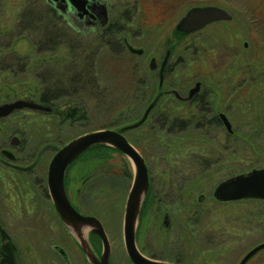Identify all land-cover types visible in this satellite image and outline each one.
Instances as JSON below:
<instances>
[{
	"label": "rangeland",
	"instance_id": "1",
	"mask_svg": "<svg viewBox=\"0 0 264 264\" xmlns=\"http://www.w3.org/2000/svg\"><path fill=\"white\" fill-rule=\"evenodd\" d=\"M39 1L41 0H0V34L3 33L0 35V42L2 41L4 47L6 44L11 45L10 50L13 55L8 57L6 54V58L11 60L12 57L13 62L21 59L23 66V70L17 73L10 71L6 74L9 71L1 70L3 74L0 73V88L9 85L18 92L21 89L19 83L25 81L26 84L22 87H25L26 91L32 88L36 90L30 83L32 78L36 75L41 76L46 69L53 70H49L53 73L60 72L63 64L60 59H66L65 61L70 59L68 54L70 51L64 47L59 46L50 54H42L38 47H34L33 42L36 41L31 35L26 39H17L20 36L17 33L19 30L13 26V21L17 20L25 4L39 3ZM45 2L49 4L46 0ZM107 4L109 24L117 22L121 30L120 41L126 43L130 49L125 50L117 43V47L122 52L118 50L110 53L99 52L93 70L105 88L104 91L107 90L108 96H104L106 103L102 106L95 105L96 100L91 96L88 99V103L91 104L86 103V108L84 106L79 108L80 113L84 109L87 114L86 122L83 123L69 124L59 118L60 124L53 128L57 135L56 143L61 146L82 133L124 129L136 123L159 92L157 89L160 86L157 75L159 67L156 71H151L149 69L151 59L155 58L157 65L160 66L169 50L172 66L170 75L164 84L162 82L164 89L175 88L178 95L184 96L188 89H193L196 82L200 81L204 89H210L209 97L215 105L216 112L224 113L228 117L235 132V136L229 138L227 131L220 126L213 133L219 136L218 141H211L204 136L202 142L197 140L188 143L187 147L191 148L189 151L185 150L186 145L182 146L181 149L186 151L187 156H192L191 153L207 154L217 151L223 154L224 152V156L217 153V156L221 157L219 163L221 168L218 169V173L214 170L211 172L215 175L210 178L211 180L209 179V182H205L201 193L207 195L212 193L213 186L215 187L221 179H228L253 168H264V129L259 124L260 119L264 118V0H107ZM195 7H218L225 10L232 19L228 22L210 24L201 31L187 36L179 34L175 30L177 24L189 10ZM78 27L76 26L77 30L81 28ZM11 28L13 30L11 35L6 36ZM79 31L82 32L81 29ZM70 32L73 33L74 29ZM83 39L87 43L95 41L91 35L88 38L84 36ZM132 50L142 53L140 55ZM37 52H39L38 56ZM36 56L41 62L37 60L38 65L34 68L32 64ZM3 59L0 49V64ZM224 81L232 82L229 88L225 86ZM248 86H250L249 90ZM172 97L163 98L160 106L157 107V112L161 113L168 107H172L176 112L183 110L184 107L179 108V104L170 105L176 98L173 95ZM64 100L65 102L58 104V110L62 113L66 110L63 104L70 99ZM30 119L32 124L36 116H30ZM146 125L141 129L125 132V136L147 162L153 177L157 178L167 168L168 159L176 157L172 159L179 160V154L172 155L170 153L172 151L167 152L168 149H165L169 144L158 143L151 135L148 137L146 132L152 123L147 122ZM260 128L259 135L251 139L249 136L255 135ZM201 132L207 134L206 131ZM29 134L36 141L38 134L32 130ZM228 150L233 151L229 163L225 158V152ZM107 157L109 161L106 162V179L102 182L106 189L104 198L106 205L100 209L99 215L105 225L112 228L109 229L112 243L110 259L113 264H125L123 259L126 253L123 252L121 232L126 199L133 179L125 176L124 173L130 172L132 175L133 167L127 157L118 153L114 152ZM0 189L5 190L3 184ZM1 200L4 203V199ZM9 210L10 208L5 209L7 212ZM25 210L28 215L24 218L5 217L4 219L9 228L12 225L24 227L23 231L19 230V233L12 236L17 248L18 264H55L51 261L53 259L49 254L51 252L48 251L49 255H46L45 251H41L40 243L34 236L32 220L35 209L30 206ZM216 210L219 213L229 214L236 222L235 230L239 232L240 237L235 239L234 248L227 259H224L223 264H237L251 248L264 241V202H231L218 205ZM68 232L76 240L69 228ZM85 234L87 238L88 232ZM57 235L60 236L58 233ZM262 253L250 264L262 258L257 264H264V253ZM77 254V258L81 259H78L77 264H82L79 261L83 260L85 254L83 251Z\"/></svg>",
	"mask_w": 264,
	"mask_h": 264
},
{
	"label": "flooded vegetation",
	"instance_id": "2",
	"mask_svg": "<svg viewBox=\"0 0 264 264\" xmlns=\"http://www.w3.org/2000/svg\"><path fill=\"white\" fill-rule=\"evenodd\" d=\"M87 1L91 7L90 13L93 17L87 15L80 18L70 5L62 3L61 0L54 2L52 8L55 9L57 5L64 6L63 11L59 12L57 9L56 11L64 18L65 24L88 38L90 35L102 34L110 24L108 22L105 25H101L100 21L102 19H99L98 16L101 10L96 5L97 3L105 4L109 13L107 0ZM76 26L81 27L82 32L79 31L80 29L77 30ZM117 43L121 47L123 46L125 50L130 49L122 41ZM170 56L167 57L163 70L161 68L163 64H160V67L156 63L155 66L156 69L154 71L159 67V71L157 70L159 81L162 70L163 84L168 75H170L172 66ZM3 58L6 60V54L3 55ZM9 73L7 72L6 74ZM197 83L201 84L200 81ZM19 84L21 89L18 92L11 89L9 85L0 88V107L12 105L16 102H33L46 107L48 111H32L22 108L14 110L7 116L0 115V188L1 184L5 187V190L0 189V249L2 251L3 246L7 244L6 242L12 241V236L19 233V230L23 231L24 229L21 225H12L11 228L7 227L4 222L5 217L24 218L28 215L25 209L33 206V209H35L34 219L32 220L34 223L33 228L35 229L34 236L40 243V250L45 251L46 255L51 254L53 258L51 261H54L55 264H77L78 259L81 260L79 257L77 258V252H81L82 250L77 240L68 232V228L65 227L56 212L49 195L47 177L50 162L56 153L73 139L91 132L82 133L59 146L56 143L57 135L54 133L53 128H56L54 126L60 124L59 118L60 120H64V117L67 116V111L75 106H64L66 110L62 113L58 110V103L44 101L41 98L39 100L34 99L28 94L32 90L26 91V88L22 87L25 86V81ZM157 89L159 90L158 94L150 102L151 104L155 98H158L154 109L150 112L147 120L135 130L146 127L147 125L145 124L147 122H151L152 127L158 126L168 131L170 127L192 124L198 126L200 130L206 131L208 133L206 137L210 138L211 141L219 140L217 134L213 135L215 130H217L215 128L217 125L227 131L220 115H224L228 121L229 119L224 113L216 112L215 105L209 97L211 94L209 88L204 89L203 86H200L199 91L189 99L187 97L190 90H192L191 88L187 90L184 96L178 95V91L175 88L165 90L163 85H161ZM172 95L176 97L175 101L177 103L173 100V104L170 105L179 104V108L196 107V109H201L203 112H201V115L196 114L195 116L190 114L188 116V113H182L181 110L176 112L172 107L164 109L161 113L157 112V107L160 106L162 99L172 97ZM201 100L204 102H201ZM78 110L80 109L78 108ZM82 115L83 112H79V116L81 117ZM30 116H36L32 124L29 121L31 120ZM64 121L69 124L70 122H86L84 118L81 120L75 119L73 122L71 120ZM31 130L38 134L36 141L29 134ZM125 134L123 135L125 136ZM234 136L233 130L232 133L227 134L229 138ZM179 138L180 136L174 140L177 141ZM114 152L123 155L105 145L94 146L75 159L67 167L64 176L65 196H67L69 203L81 216L94 218L100 222L108 238L110 250L112 249V243L109 229L112 228L105 225L99 212L106 205L104 200L106 189L102 182H105L106 179V162L109 161L107 155ZM170 153L172 155L179 154V160L172 159L176 157L168 159L167 168L157 178L153 177L152 171L145 161L148 169L149 187L142 202L137 221L136 247L144 258L161 264H223L224 259H227L234 248L235 239H238L240 236H238L239 232L235 230L236 222L233 217L227 213H219L216 210L218 205L231 203L232 200L227 202L219 201L214 197V192L220 183L230 178L221 179L218 183L216 182L217 184L215 183L216 186H213L212 193L208 195L202 194L201 190L205 182H209V179L215 175V173L211 172L214 170V172L218 173V169L221 168L219 167L221 157H218L217 153L218 155H223L224 152L223 154L217 151L207 154L191 153L195 156L196 161H188L186 151L184 150L183 152L181 150H174ZM225 153V158L229 163L233 151L228 150ZM181 155L184 156L180 158ZM204 162L207 164L206 167H202ZM124 174L133 179V172L132 175L130 172ZM1 198L4 199V203H2ZM241 201L264 202L263 199ZM93 202L96 204H93ZM7 208H10L9 213L5 211ZM26 230L25 228V232ZM121 237L124 246L123 229ZM87 238L92 252L97 258H100L99 256H101L103 249L101 239L93 232H88ZM263 243L264 241L260 244ZM13 246L15 251H17L14 242ZM123 252L124 254L126 253L125 247ZM262 252L264 253V250L255 255L247 264H250L253 259L260 256ZM125 256L123 259L126 262L125 264H134L130 261L128 255L125 254ZM262 259L255 261L253 264H257ZM79 262L91 264L86 256ZM109 264H113L110 258Z\"/></svg>",
	"mask_w": 264,
	"mask_h": 264
},
{
	"label": "water",
	"instance_id": "3",
	"mask_svg": "<svg viewBox=\"0 0 264 264\" xmlns=\"http://www.w3.org/2000/svg\"><path fill=\"white\" fill-rule=\"evenodd\" d=\"M51 6L58 0H46ZM62 3L70 5L80 18L92 14L90 13L91 7L87 0H61ZM100 8L99 19L101 25L108 23V11L105 4L97 3ZM66 7V6H65ZM59 12L63 11L64 6L57 5L56 8ZM232 17L225 11L218 7H195L189 10L181 21L177 24L175 30L182 35H190L204 29L206 26L217 22H228ZM132 52L140 54L141 51L132 50ZM166 58L163 62V67L169 55V51L165 55ZM156 61L151 59L149 69L154 71L156 69ZM162 70L160 73V86L162 85ZM201 84L197 83L189 92L187 99L195 95ZM158 98L146 108L140 120L132 125L121 128L119 131L114 130H101L77 137L63 146L53 157L48 169L47 185L50 198L56 209L58 216L65 225L72 231L81 250L89 259L91 264H109L110 258V244L100 222L94 218L81 216L69 203L65 188L64 176L67 167L77 159L82 153L88 149L97 146L105 145L117 152L122 153L129 159L133 167V181L131 184L128 197L126 199L124 221H123V239L126 254L130 261L134 264H161L159 262L150 261L140 255L136 243V227L141 209L142 202L148 192L149 179L148 169L144 158L133 145L123 135L125 132L134 130L140 127L148 118L152 109H154ZM27 108L32 111H48L46 107L40 106L33 102H16L12 105L0 107V115L7 116L14 110ZM228 133H232V126L224 115H220ZM214 197L223 202L227 201H241L247 199L264 200V169H252L243 174L230 177V179L220 183L214 192ZM85 229L88 232H93L102 241L103 249L100 258H97L91 250L88 238L84 240L81 236ZM264 250V243L254 247L250 250L240 261L239 264H247L255 255ZM164 264V263H162Z\"/></svg>",
	"mask_w": 264,
	"mask_h": 264
},
{
	"label": "trees",
	"instance_id": "4",
	"mask_svg": "<svg viewBox=\"0 0 264 264\" xmlns=\"http://www.w3.org/2000/svg\"><path fill=\"white\" fill-rule=\"evenodd\" d=\"M19 13L20 14L17 16V20L13 21V26L17 30H19L17 32L18 35H20L19 38H17L18 40H20L21 38L26 39V37L31 35L35 38L36 41H32L33 43H35L34 47H38L39 50H41L42 54H50L59 46L64 47L65 49L70 51L68 52V54H70L69 60L65 61L66 59H60V61H62L63 63L62 70L60 72L58 71L57 73H53L49 71L51 69H48V72L46 69L41 76L36 75L34 78H32V80H30V83L33 84V87H35L37 91L32 88V91L28 94L31 95L34 99L39 100L41 98L44 101H53L58 104L59 102H65L64 99H70L63 105L66 106L73 104L75 105V107L67 111V116L64 117V120H71L72 122L75 121V119H85L87 115L86 112H84L83 109L84 116L82 115L80 117V110H78L77 107L81 108L84 106V108H86V103L87 105L91 104L88 103V99L91 98V96H93L96 100L95 105H104L106 103L105 97L108 96V93L107 90L104 91L105 88L99 82L93 69L95 60L98 59L97 55L99 54V52L104 51L106 53H110L114 50L122 52L120 51V48L117 47V42L120 41L121 31L120 27H118L117 22H111V24L103 31L102 34L98 33L93 36L95 41L98 40V42L93 41L92 43H87L86 41H84V39L82 40V37L84 36L79 34L78 31L74 30L73 33L70 32V30L73 29L69 28L65 24L64 18L58 14L56 9H53L52 6L47 4L45 0H41L39 1V3L25 4L24 8L20 10ZM8 31V35L6 36H10L13 30L11 28ZM0 35H3V33ZM3 37L5 38V35ZM0 43V49L3 55L7 54L8 57L12 56L13 54L10 50L11 45L6 44L4 47L2 41ZM38 53L39 52H37L36 54L37 56ZM72 54L73 56H71ZM37 56L34 58L32 64L34 65V68L38 65L37 62L39 61V59L37 58ZM20 60L21 59H17L13 62L12 57L11 60H9L8 58H6V60L3 59L2 64H0V71L7 70L9 72L14 71L16 73L17 71H22L23 66H21ZM224 82L227 88H229V86L231 85L230 83H232L231 81ZM226 87H222V89H226ZM249 89L250 86H248V90ZM84 96H86L87 98H85ZM201 102L204 101L201 100ZM181 112L188 113V116L190 114L196 116V114L201 115V112H203V110L196 109V107H186L181 110ZM260 121L261 123L259 124L261 128L263 127L264 129V118H261ZM219 127L220 126L217 125L215 128L219 129ZM261 128L259 132H256L255 135L251 134V136L249 137H251V139H254L253 137L259 135L258 133H260ZM157 130H159L160 132H158ZM201 131L204 130H200L198 126L192 124H182L176 127H170L169 131L162 127L155 126L152 128V126H150L149 131H147L146 133L147 135L155 137V141H157L158 143L164 142V144H169L167 147H165V149H168L169 151L167 150V152H170L174 150H183L181 149L183 145H186V147L184 148L185 150L189 151L191 148L187 147L188 143L196 142L197 140H201L202 142L204 136L206 137V135L208 134H202ZM179 136L180 140L178 139L177 141H175L174 139H176V137L178 138ZM192 156H187V160L195 161V156ZM206 166L207 164L204 162V164H202V167ZM6 243L7 244L3 246L2 251L0 249V264H18V254L17 251H15L13 242L10 240Z\"/></svg>",
	"mask_w": 264,
	"mask_h": 264
},
{
	"label": "bare ground",
	"instance_id": "5",
	"mask_svg": "<svg viewBox=\"0 0 264 264\" xmlns=\"http://www.w3.org/2000/svg\"><path fill=\"white\" fill-rule=\"evenodd\" d=\"M86 232H88V229H85L81 236L84 240H86V234H85Z\"/></svg>",
	"mask_w": 264,
	"mask_h": 264
}]
</instances>
